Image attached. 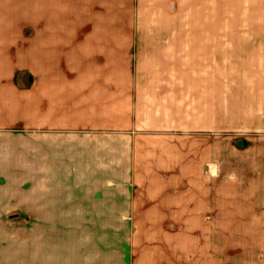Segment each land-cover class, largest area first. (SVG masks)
<instances>
[{
  "label": "crops",
  "instance_id": "crops-1",
  "mask_svg": "<svg viewBox=\"0 0 264 264\" xmlns=\"http://www.w3.org/2000/svg\"><path fill=\"white\" fill-rule=\"evenodd\" d=\"M13 1H0V217L144 218L210 245L217 218L238 216L264 238V31L249 30L264 29V0Z\"/></svg>",
  "mask_w": 264,
  "mask_h": 264
},
{
  "label": "rangeland",
  "instance_id": "rangeland-1",
  "mask_svg": "<svg viewBox=\"0 0 264 264\" xmlns=\"http://www.w3.org/2000/svg\"><path fill=\"white\" fill-rule=\"evenodd\" d=\"M20 1H13L12 7ZM14 13L22 16L20 10H8V14L18 16ZM28 27L34 29V25ZM262 27L252 23L249 30L264 31ZM14 29L21 31L22 25L16 24ZM237 29V25H231L229 31ZM220 31H227L226 27L220 25ZM135 219L140 224L133 225ZM259 219L220 215L218 231L213 233L209 245L208 232L199 236L189 231L176 235L147 233L144 218L56 217L52 228H47L41 218L3 216L0 217V258L9 260L4 254L9 250L14 261L21 264H132L125 258L133 259V264H200L206 254L208 257L212 252L215 257L213 252H217L218 264H264V238L260 239L257 232ZM95 223H106L108 232H95L98 228ZM133 228L140 231L131 232Z\"/></svg>",
  "mask_w": 264,
  "mask_h": 264
}]
</instances>
